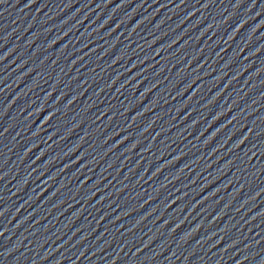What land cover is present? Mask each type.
I'll return each instance as SVG.
<instances>
[{
	"label": "water",
	"instance_id": "water-1",
	"mask_svg": "<svg viewBox=\"0 0 264 264\" xmlns=\"http://www.w3.org/2000/svg\"><path fill=\"white\" fill-rule=\"evenodd\" d=\"M0 264H264V0H0Z\"/></svg>",
	"mask_w": 264,
	"mask_h": 264
}]
</instances>
